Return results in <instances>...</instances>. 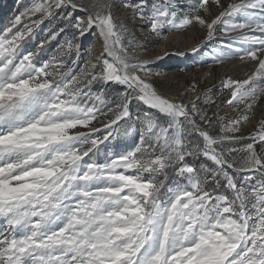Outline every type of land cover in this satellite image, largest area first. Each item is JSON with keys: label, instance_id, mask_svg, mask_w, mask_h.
I'll return each instance as SVG.
<instances>
[{"label": "snow or ice", "instance_id": "obj_1", "mask_svg": "<svg viewBox=\"0 0 264 264\" xmlns=\"http://www.w3.org/2000/svg\"><path fill=\"white\" fill-rule=\"evenodd\" d=\"M129 22L198 27L193 55L219 33L213 62L246 78L166 95ZM0 264H264V0H34L0 30Z\"/></svg>", "mask_w": 264, "mask_h": 264}, {"label": "rangeland", "instance_id": "obj_2", "mask_svg": "<svg viewBox=\"0 0 264 264\" xmlns=\"http://www.w3.org/2000/svg\"><path fill=\"white\" fill-rule=\"evenodd\" d=\"M34 0H0V30L6 27L9 22L16 16L24 11L27 7L31 6ZM229 0H222L225 5ZM213 13L218 12L215 6H212ZM76 15H82V13L77 12ZM116 15L121 19H124L126 13L122 9H118ZM62 25L58 21H53L51 19L45 20L38 27L33 26V33L35 39L29 40L25 47L28 50H35L36 46L40 41L44 40L51 32L56 31ZM129 29L135 34L136 39L144 45V48L136 49L140 59H146L150 61V66L153 68L154 73H159L152 77L154 84L161 89L166 95H180L185 92V89L190 86L192 82L198 83L201 88H209L213 85H219L220 79L225 72L228 75L233 76L237 79H243L245 77V71L247 66L238 65L237 69L240 70L237 73L233 71H224L223 65H219L213 62V49L219 47V43L226 39L219 33L211 41H208L201 46V51L196 55H193L188 50L185 55L181 56L180 50L175 49L171 51V56L165 60H158L160 55H158V49L160 44L164 40L159 38H149L144 39L147 35V28L143 27L141 22L128 23ZM70 34V30H66V33L61 34L57 37V40L52 41L50 44L46 45L45 48L41 49L40 54L37 56V61L47 60L57 49L58 42L64 38L65 35ZM176 34V33H171ZM170 34V35H171ZM164 35H169L165 30ZM178 36H182L184 41H190L191 36L199 44L205 33L201 31L198 27H190L189 29L181 32ZM189 38V39H188ZM96 38L94 35L88 36L84 40L85 47L80 53V63L87 58L88 51L91 50L93 53H99L101 50L94 49L96 44ZM75 56V53H73ZM153 55V56H152ZM227 63V62H226ZM241 73V74H240ZM234 74V75H233ZM98 87V86H97ZM194 95L189 93L186 99H194ZM226 95V93H225ZM225 96H219L216 98V104H220L221 100H224ZM216 104L210 106L211 111H219V115L231 118L235 115V112L227 106L220 109H216ZM133 110H135V105H132ZM260 108L256 109V112L252 115V119L247 123L242 125L241 131L237 135L249 136L255 130V124L260 117Z\"/></svg>", "mask_w": 264, "mask_h": 264}, {"label": "bare ground", "instance_id": "obj_3", "mask_svg": "<svg viewBox=\"0 0 264 264\" xmlns=\"http://www.w3.org/2000/svg\"><path fill=\"white\" fill-rule=\"evenodd\" d=\"M168 39L164 40L158 49V55H160V59L158 60H165L166 58H168L169 56H171V51L175 50V49H179L180 52H187L191 46L198 44L194 39L193 36H191L190 41L185 40L182 36H177V34H169L167 35ZM189 39V38H188ZM96 44L97 46L94 47V49H99L101 50V41L96 39ZM196 55V54H195ZM153 56V55H152ZM239 62H227L223 65V70L224 71H228L231 73V71H233V73H237L238 71L240 72V70L237 69ZM241 74V73H240ZM234 75V74H233Z\"/></svg>", "mask_w": 264, "mask_h": 264}]
</instances>
